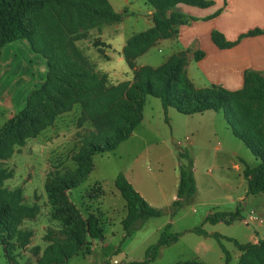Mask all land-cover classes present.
I'll use <instances>...</instances> for the list:
<instances>
[{
  "label": "rangeland",
  "instance_id": "obj_1",
  "mask_svg": "<svg viewBox=\"0 0 264 264\" xmlns=\"http://www.w3.org/2000/svg\"><path fill=\"white\" fill-rule=\"evenodd\" d=\"M110 1L114 12H126L119 23L87 29L79 27L77 31L65 29L67 39L73 38V47L80 56L70 52L67 61H71L70 65L76 70L96 73L105 88L121 83L132 85L136 70L144 66L158 67L176 55L171 53L177 37L174 35L159 40L146 53L134 58L130 69L121 51L130 36L151 27L150 8L143 0H127V4L123 0ZM176 10L184 15L186 10L194 11L184 5L176 6ZM69 19L64 15L60 17L61 21ZM76 37L80 38L74 40ZM186 61L185 57V65ZM189 66L198 81L206 83L198 65L191 61ZM46 73L45 59L32 52L26 40L3 46L0 129L25 107L27 96L39 87ZM90 85L93 90L97 89L96 83ZM68 92L70 107L61 108L51 125L40 131H35L37 126L27 128L21 139H11L2 151L9 157L0 158V168L6 172L0 190L18 192L17 205L33 210V215H22L19 219L18 229L28 232L30 237L25 243L14 242L12 254L16 264H37L39 259L57 256V249L71 243L66 233L70 229L79 230V222L90 213L98 216L103 239L85 237L87 244L63 264L142 262L167 224L169 233L180 234V237L175 243L159 248L157 258L146 264H180L192 260L201 264H225L215 239L188 231L199 226L209 234L218 233L225 238L220 243L230 256V264L238 263L240 253L228 238L240 244L264 240V194L247 195L242 174L244 164L252 168L258 161L250 149L233 137L222 112L210 110L183 115L173 108L163 110L160 101L150 96L144 99L141 121L130 137L112 152L93 156L92 171L87 179L66 192L64 199L50 201L48 186H53L58 178L75 175L78 164L74 156L80 151L83 140L97 130L108 129L118 97H123L110 93L99 106L87 108L85 100L83 103L78 100L77 91ZM91 98L94 94L88 101ZM179 153H187L193 161L197 190L173 214L170 205L179 181L178 165L183 163ZM120 174L138 193L145 188V201L162 210L160 217L148 219L127 238L120 224L125 215V201L114 185ZM218 210H239L241 218L231 224H203L209 212ZM250 215L261 223L245 225L243 220ZM69 217L71 224L65 221ZM0 264H7L1 245Z\"/></svg>",
  "mask_w": 264,
  "mask_h": 264
},
{
  "label": "trees",
  "instance_id": "obj_2",
  "mask_svg": "<svg viewBox=\"0 0 264 264\" xmlns=\"http://www.w3.org/2000/svg\"><path fill=\"white\" fill-rule=\"evenodd\" d=\"M152 10L151 27L146 31L133 34L126 40L122 55L126 65L132 69L134 58L146 53L156 42L169 39L178 34V28L193 21L176 10V6L206 9L213 6L208 0H143ZM215 12L208 18L217 15ZM126 12L113 11L108 0H0V55L3 46L26 40L32 52L40 55L46 61L47 73L39 87L26 98L25 107L12 116L0 129V158H8L2 154L7 142L20 138L30 127L35 131L42 130L52 124L57 112L63 107H70L71 94L77 91L78 100L87 103V108L99 106L110 93L123 95L113 108V116L107 130H97L95 134L86 137L80 151L74 156L78 169L74 176L58 178L54 185H49L50 201L65 197L66 192L77 188L92 171V158L112 152L123 141L127 140L132 131L141 121L143 102L146 96L160 101L163 110L175 109L183 115L200 114L206 111L222 112L223 118L230 126L232 135L240 140L258 161L255 167L244 164L243 177L246 181L247 195L264 194V74L247 70L243 74L242 87L229 91L221 87L197 90L187 78L183 54L169 57L158 67L144 66L134 72L135 82L132 85L121 83L105 88L98 80L96 73L82 72L74 69L67 61L70 52H78L73 47V38L67 39L65 29L77 31L79 27L87 29L103 24L119 23ZM69 17V21H61L60 17ZM80 28V29H81ZM264 34L263 29H254L239 36L238 40L230 42L218 31H212L210 40L220 49H229L241 39ZM80 37L74 38V40ZM204 57L202 51L192 55L194 62ZM91 83H96L93 90ZM94 98L88 101L89 96ZM90 103L91 105H89ZM63 110V109H61ZM179 181L175 200L170 208L174 214L196 194V184L193 177V161L187 153H179ZM6 172L0 168V184ZM115 188L125 201V215L120 221L124 237H130L137 227L150 218H158L162 210L151 207L132 187L123 175H117ZM18 192L0 190V245L4 251L7 264H16L13 257L14 242H27L30 234L18 229L22 215H33V210L17 205ZM73 211V206L70 207ZM56 211L59 209L56 208ZM74 213H76L74 211ZM239 210L233 212L213 211L203 219V224L215 225L218 222L231 224L240 220ZM72 223V218L65 220ZM79 230L70 229L66 233L71 243L57 249V256L39 259L37 264H63L82 250L86 241L103 239V230L98 216L90 213L84 221L79 222ZM167 224L155 245L148 248L145 260L123 264H146L153 262L159 248L175 243L180 234L169 233ZM81 231V232H80ZM198 236L215 239L224 255L225 264H230V256L220 241L225 239L218 233H207L202 226L188 230ZM231 241L240 253L237 264H264V240L255 243L240 244ZM119 248L116 250V254ZM180 264H201L198 261H186Z\"/></svg>",
  "mask_w": 264,
  "mask_h": 264
},
{
  "label": "crops",
  "instance_id": "obj_3",
  "mask_svg": "<svg viewBox=\"0 0 264 264\" xmlns=\"http://www.w3.org/2000/svg\"><path fill=\"white\" fill-rule=\"evenodd\" d=\"M108 1L112 7L111 1ZM208 1L213 2V6L206 9L190 7L194 11L186 10L185 15L194 20L178 28V34L174 40L175 46L171 49V53H182L186 57L185 73L195 89L219 86L229 91H235L242 87L245 71L250 70L264 74V34L241 39L235 46L224 50H220L212 44L210 34L212 31H218L227 41L233 42L248 31L263 29L264 0ZM123 2L127 4L128 1L123 0ZM217 11H219L217 15L208 18ZM148 14H152L151 9L148 10ZM161 42L163 43V41ZM195 51L204 53V57L195 63L204 74L206 83H200L199 78L195 77L190 69L189 64L193 61L192 55ZM143 189L139 194L145 200L143 193L145 190ZM175 195L172 198H175ZM147 203L154 207L151 203Z\"/></svg>",
  "mask_w": 264,
  "mask_h": 264
},
{
  "label": "built area",
  "instance_id": "obj_4",
  "mask_svg": "<svg viewBox=\"0 0 264 264\" xmlns=\"http://www.w3.org/2000/svg\"><path fill=\"white\" fill-rule=\"evenodd\" d=\"M244 224L247 225L249 222H257V223H261V220L257 219L256 217L250 215L249 218L247 220H243ZM114 263H116V261H114Z\"/></svg>",
  "mask_w": 264,
  "mask_h": 264
},
{
  "label": "water",
  "instance_id": "obj_5",
  "mask_svg": "<svg viewBox=\"0 0 264 264\" xmlns=\"http://www.w3.org/2000/svg\"><path fill=\"white\" fill-rule=\"evenodd\" d=\"M101 240V239H100Z\"/></svg>",
  "mask_w": 264,
  "mask_h": 264
}]
</instances>
